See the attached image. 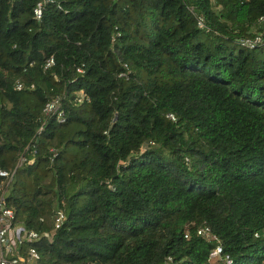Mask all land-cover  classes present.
I'll return each mask as SVG.
<instances>
[{
  "label": "trees",
  "instance_id": "16d2710c",
  "mask_svg": "<svg viewBox=\"0 0 264 264\" xmlns=\"http://www.w3.org/2000/svg\"><path fill=\"white\" fill-rule=\"evenodd\" d=\"M39 1L0 0L2 196L45 235L28 264H264V0H51L36 21Z\"/></svg>",
  "mask_w": 264,
  "mask_h": 264
},
{
  "label": "built area",
  "instance_id": "2783aa9c",
  "mask_svg": "<svg viewBox=\"0 0 264 264\" xmlns=\"http://www.w3.org/2000/svg\"><path fill=\"white\" fill-rule=\"evenodd\" d=\"M51 2V0H40L36 3L32 9V15L34 20L39 21L42 15L43 5L45 3ZM258 23L264 22V15L259 17ZM263 43L259 36H255L253 39H240L239 44L247 49H253L259 44ZM264 44V43H263ZM52 59L49 58L45 61L43 69H47L52 65ZM80 73L79 69H76ZM15 89L19 90L21 84L16 82L14 84ZM32 88V86H30ZM86 102L87 98L79 91L74 99L76 105ZM42 118H53L57 123H64V113L60 109V104L58 98H54L46 102L41 111ZM170 119L172 117L168 115ZM41 131V126L37 129L36 133L39 134ZM28 149V145L25 147ZM18 163L24 162V156L21 154L18 158ZM13 174L11 172H5L0 170V178L3 181L0 182V264H28L30 261L38 259V253L33 246H27V244H34L41 238L45 237L44 234H38L31 230H26L23 226L17 224L14 219V213L11 209L4 206V200L2 196V187L6 186L10 181ZM64 219L63 212L57 210L53 218V228L57 229ZM196 234L200 236H210L209 231L206 227H200L196 230ZM212 237V236H211ZM25 246L24 249H22ZM219 252L216 248L214 252L210 254V257L215 256Z\"/></svg>",
  "mask_w": 264,
  "mask_h": 264
}]
</instances>
